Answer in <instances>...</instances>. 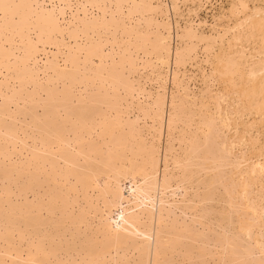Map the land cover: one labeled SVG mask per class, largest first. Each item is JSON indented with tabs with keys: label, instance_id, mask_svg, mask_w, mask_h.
Instances as JSON below:
<instances>
[{
	"label": "bare ground",
	"instance_id": "1",
	"mask_svg": "<svg viewBox=\"0 0 264 264\" xmlns=\"http://www.w3.org/2000/svg\"><path fill=\"white\" fill-rule=\"evenodd\" d=\"M0 5V264H264V0Z\"/></svg>",
	"mask_w": 264,
	"mask_h": 264
},
{
	"label": "rangeland",
	"instance_id": "2",
	"mask_svg": "<svg viewBox=\"0 0 264 264\" xmlns=\"http://www.w3.org/2000/svg\"><path fill=\"white\" fill-rule=\"evenodd\" d=\"M204 8H205V7H204ZM204 8H203V9L200 11V13H199V16H200V17H204V16H205L206 9L204 10ZM187 69L190 70L189 67H187ZM11 199H12L13 201H15V198H14V197H11ZM16 199H17L18 201L21 200L20 198H16ZM27 199H29V200L31 199V195H30V194L27 195ZM177 214H178V213H177ZM182 218H183V219L185 218V220H187L186 218H188V217H183V216H182ZM66 236H67V235H66ZM67 237H68V236H67Z\"/></svg>",
	"mask_w": 264,
	"mask_h": 264
},
{
	"label": "snow or ice",
	"instance_id": "3",
	"mask_svg": "<svg viewBox=\"0 0 264 264\" xmlns=\"http://www.w3.org/2000/svg\"><path fill=\"white\" fill-rule=\"evenodd\" d=\"M0 7H3L4 9H8L13 7L12 5H0ZM13 19H15V16H13Z\"/></svg>",
	"mask_w": 264,
	"mask_h": 264
}]
</instances>
